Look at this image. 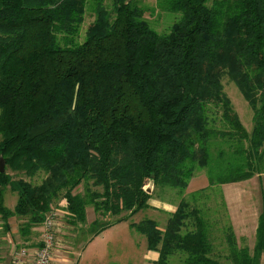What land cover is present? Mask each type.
<instances>
[{
  "label": "trees",
  "instance_id": "obj_1",
  "mask_svg": "<svg viewBox=\"0 0 264 264\" xmlns=\"http://www.w3.org/2000/svg\"><path fill=\"white\" fill-rule=\"evenodd\" d=\"M155 1L0 0V216L22 220V238L61 209L79 230L88 207L118 217L93 220L91 239L148 209L149 181L182 193L198 171L209 187L264 175V0ZM149 9L180 18L161 35ZM224 76L252 111L250 131ZM8 170L43 178L13 180ZM6 188L17 196L12 210ZM209 223L181 199L163 230L148 218L129 229L158 253L153 264H261L264 203L252 249L238 247L229 225L215 252Z\"/></svg>",
  "mask_w": 264,
  "mask_h": 264
},
{
  "label": "rangeland",
  "instance_id": "obj_2",
  "mask_svg": "<svg viewBox=\"0 0 264 264\" xmlns=\"http://www.w3.org/2000/svg\"><path fill=\"white\" fill-rule=\"evenodd\" d=\"M141 4H139L141 7H149L153 8L155 6L156 1L155 0H138ZM212 0H209V3H211ZM145 17L148 19L149 24L152 29H154L159 34H167L169 32L170 27L172 24H174L178 19L180 18L179 13H171V12H159V11H153L152 9H149ZM92 21L91 17L86 16L84 24L81 27L80 32V41H82L86 27L89 25V23ZM222 86L223 91L226 94V96L230 99L233 110L238 115L242 125L247 131H250L252 127V111L246 101L243 99L242 95L236 88V86L226 77L224 76L222 78ZM8 174L12 176L13 180L18 179H24L26 181L31 182L32 184H39L42 181L43 175L39 174L36 175L33 179H27L24 176L21 175H14L9 170L7 171ZM242 193L241 198L238 194L241 192H238V190L233 189V187H221V186H213L208 187L207 186V178L204 173V171H198L195 173V175L191 178V180L188 183V187L182 192L179 193L178 190H173L169 188H162L157 187L156 189H152V194L149 201L156 202L157 200L163 201L168 203L169 205L176 206L181 199L186 200L189 205L190 209L193 207L198 208L201 210L202 215L206 219L207 228L208 229V235L209 238L213 244V247H217L214 249L215 252L222 251L224 249L223 244V232H225V229L227 226L230 225L229 223V214H228V208L225 203L224 194L226 193L230 195V200L233 203V207H237V214H253L255 213V210L257 213L260 212L261 207L264 203V176L263 177H257L254 176L249 181L243 182L242 184ZM97 189V188H96ZM99 190V189H98ZM203 192L200 194L199 191ZM74 193H84V187L81 185L76 190H74ZM198 194V196H196ZM200 194V195H199ZM194 197V198H193ZM17 196L15 193L11 192L9 188H6L2 193V202L5 207H13L16 202ZM242 199V200H241ZM61 204L60 202L58 203ZM162 206V205H161ZM58 207V205H57ZM255 210H253L254 208ZM59 208V207H58ZM62 207H60L61 209ZM173 209V208H172ZM171 209V210H172ZM89 210V217L86 218V223L83 225L81 230L76 234V240H75V251H78L77 253L79 255L76 256L77 263L76 264H122L125 261L128 263H132L131 253L128 249L129 242L127 238L130 234H133V232L129 229L130 223H137L139 219L142 218H151L156 219L158 224L160 226H163L169 216H166L163 209H157V212L153 213H146L144 212L140 213V215H133L128 217L125 220H122L120 222L114 223L113 225H110L107 229L102 231L101 233L93 236L91 239L90 235L87 234L88 225L95 219H98L101 223L103 222H112L115 221L118 217H112L110 215H105V217H100V215L95 214L92 207H88ZM147 210V209H146ZM61 217L59 218V228H61V233L59 232V228L57 230L56 238H55V245L56 247L60 244L62 245L61 249L65 251H69L70 247H73L72 242L68 240L69 235L66 233L69 230V225L67 224V221L65 219L66 213L63 209L60 210ZM149 214L150 216H145ZM122 215H126V213H123ZM58 225V224H57ZM61 226V227H60ZM186 229L183 230L185 232L186 230H191L193 228L192 223H187ZM62 227L67 228L63 229L62 233ZM138 234V233H137ZM96 239L92 241L93 238ZM74 238V237H72ZM121 241H118V240ZM243 242V241H242ZM90 243V245H88ZM244 244L248 242L244 240ZM121 244L124 246H127L124 250L120 249ZM88 245V249L82 254L81 251H83V248ZM14 246V245H13ZM252 245L247 246L251 248ZM55 247V249H56ZM100 254V260L97 262L89 261L91 256L93 254ZM66 255V254H64ZM116 258H120L119 262H116ZM75 261V260H74ZM222 264H226V261L219 260Z\"/></svg>",
  "mask_w": 264,
  "mask_h": 264
},
{
  "label": "crops",
  "instance_id": "obj_3",
  "mask_svg": "<svg viewBox=\"0 0 264 264\" xmlns=\"http://www.w3.org/2000/svg\"><path fill=\"white\" fill-rule=\"evenodd\" d=\"M243 182H246V181H243ZM243 182L224 184V185H221V187H227V188L233 187V189L238 190V192H241L238 194L241 197V195H243L242 193ZM207 186H208V182H207ZM224 199H225V203L228 208V211H229L228 212L229 223H230V226L232 227L233 234L236 239V244L238 245L239 248L246 247V248L252 249L255 243V233H256L259 213H257L255 208L253 207L254 208L253 210H255V213L253 214L252 213L251 214H240V213L237 214L238 208L233 207L232 204L235 202H232L230 200V195L229 194L226 195L225 193ZM148 204H149V208L147 210H144L146 213H153V212H157V209H163V211L166 213L165 214L166 216L171 215L175 211L176 206H177L176 205L173 207V205H169L168 203L163 202V201L160 202V200H157L156 202L151 200V201H148ZM13 207H10V208L7 207V208L12 210ZM144 211H141L135 215H140V213ZM145 216H150V215L147 214ZM86 217L87 219L89 217L88 208L86 210ZM142 217L143 216H141V219H139L137 223L143 220ZM148 219H151V218H148ZM152 220H155L157 222L156 219H152ZM22 222H23L22 220H19L16 217H11L7 220V222H3L0 216V264H10L15 252L20 249H24L26 252V256L24 258V264H30L37 248L40 246V239H41L40 235L42 232L41 226L33 227L31 229L30 234L22 238L21 235L19 234L20 224ZM165 225L166 223L163 226H160L158 224L159 229L163 230ZM6 226H7V229H6ZM68 228L69 230H67V228L62 227V233H63V229H66L68 231L66 234L69 235L68 240L72 242L73 247L69 248L71 250L64 252L61 249L62 247L61 244L57 246L56 249L53 251L50 264H76L77 263L76 256L79 254L77 253L78 251H75L74 246L76 244L75 243L76 234L80 230L77 228L75 229L70 226ZM130 230L131 229H128L129 232ZM131 231L133 232V234H130L127 240L129 242L128 249L131 253L132 263H128L125 261L122 264H153L155 261H157L158 253L155 251L147 250L145 237L140 235L139 233L137 234V232L134 230H131ZM59 232L61 233V228H59ZM95 239L96 237L93 238L92 241H90V243H92ZM244 240L248 242V245L247 243L245 244L243 243ZM118 241H121V240L119 239ZM90 243L88 245H90ZM88 245L83 248V251H81L82 254L88 249L87 248ZM250 245H252L251 248L247 247ZM126 247L127 246H124L123 244H121L120 249L125 251ZM98 260H100V254L95 253L91 256L89 261H92L93 263V262H97ZM119 260L120 258H116V262H119ZM261 264H264V255L261 258Z\"/></svg>",
  "mask_w": 264,
  "mask_h": 264
},
{
  "label": "built area",
  "instance_id": "obj_4",
  "mask_svg": "<svg viewBox=\"0 0 264 264\" xmlns=\"http://www.w3.org/2000/svg\"><path fill=\"white\" fill-rule=\"evenodd\" d=\"M59 211L47 215L42 224L41 246L36 250L30 264H50L53 251L55 250V227H57L56 218ZM26 252L24 249L17 250L13 255L10 264H24Z\"/></svg>",
  "mask_w": 264,
  "mask_h": 264
},
{
  "label": "water",
  "instance_id": "obj_5",
  "mask_svg": "<svg viewBox=\"0 0 264 264\" xmlns=\"http://www.w3.org/2000/svg\"><path fill=\"white\" fill-rule=\"evenodd\" d=\"M3 172H4V162H3L2 158L0 157V173H3ZM144 189H145V191L148 194H151L152 193V189H153V183H152V181H149L148 184H147V186Z\"/></svg>",
  "mask_w": 264,
  "mask_h": 264
}]
</instances>
